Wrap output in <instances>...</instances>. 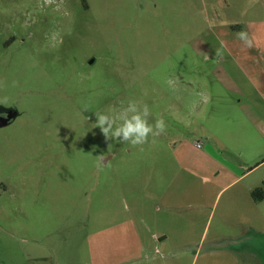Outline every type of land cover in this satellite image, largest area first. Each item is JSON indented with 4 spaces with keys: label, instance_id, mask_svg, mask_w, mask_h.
I'll use <instances>...</instances> for the list:
<instances>
[{
    "label": "rangeland",
    "instance_id": "1",
    "mask_svg": "<svg viewBox=\"0 0 264 264\" xmlns=\"http://www.w3.org/2000/svg\"><path fill=\"white\" fill-rule=\"evenodd\" d=\"M261 86L264 0H0V264L123 257L136 227L168 237L156 264H264V202L235 199L264 186ZM130 101L167 125L142 151L95 128ZM171 181L207 198L191 231L152 221Z\"/></svg>",
    "mask_w": 264,
    "mask_h": 264
},
{
    "label": "crops",
    "instance_id": "2",
    "mask_svg": "<svg viewBox=\"0 0 264 264\" xmlns=\"http://www.w3.org/2000/svg\"><path fill=\"white\" fill-rule=\"evenodd\" d=\"M250 25L254 27V30H256L258 27H261V24L259 22H251ZM262 78L263 76H260V79ZM263 88L262 86L258 87V89L262 91ZM232 167L234 166L232 165ZM171 182L172 183H170L169 187L165 190V193L163 195L158 193V195L155 196L157 197L158 201H155L156 205H154L152 221L154 224L158 223L162 224L166 228H173L175 227V223L178 222L176 214L179 213V215L186 217L184 222H178L179 225H181L180 228L186 230V232L191 231L192 225L197 223V215L194 214L192 216V214L190 213V208L192 209L193 207H196L198 211L197 213L201 212L202 209L207 205V198L204 197L205 202L201 203H197V201H194V195L189 196L188 198L179 199L178 196H176V193L173 191V188L180 185L174 184L175 181ZM192 188L193 185L191 187L187 186L186 191L192 193L194 192L191 190ZM209 189H211V185L207 183V188L198 197H202L204 196V194H206L207 196V192L209 191ZM223 190H225V188L220 191ZM254 190L255 189H251V187L246 185L245 189L242 190L243 198L240 199L236 197L235 199L240 201V203L243 206H246L247 209H252L254 204L264 202V200L261 202H255L251 196L250 199L246 197V194L248 192L251 193ZM179 207H184V210L177 212ZM245 212L247 214H250V211L248 210ZM188 219H190L191 222H188ZM129 232L135 233V236L133 239L127 240ZM120 233L122 235V238H119V242H121V245H117V248H120V250L125 253V256H118V254L114 251V241L109 240L108 242H110V246L106 245L99 249L96 248L95 250L90 247L89 251L86 254H79L77 256L75 254H71L69 256L71 264H156L154 259L156 258L157 253L170 249V247L166 244V240L168 237L166 235L161 236L159 233H156L154 231H147V236H145L142 228L136 227V229L123 228V231ZM226 250L229 251V249ZM51 260L54 264H62V259L58 257L57 254H54V256L51 257Z\"/></svg>",
    "mask_w": 264,
    "mask_h": 264
},
{
    "label": "clouds",
    "instance_id": "3",
    "mask_svg": "<svg viewBox=\"0 0 264 264\" xmlns=\"http://www.w3.org/2000/svg\"><path fill=\"white\" fill-rule=\"evenodd\" d=\"M236 35L246 47H252V39L247 32L241 31ZM221 55L217 50L216 56ZM150 116L151 111L147 104L130 101L116 112H96L95 128H99L108 141L116 140L122 144L138 147L142 151L145 144L149 142L154 144L167 131V125L163 118H157L154 123H150ZM96 158L100 161L98 167L105 165L103 155Z\"/></svg>",
    "mask_w": 264,
    "mask_h": 264
},
{
    "label": "trees",
    "instance_id": "4",
    "mask_svg": "<svg viewBox=\"0 0 264 264\" xmlns=\"http://www.w3.org/2000/svg\"><path fill=\"white\" fill-rule=\"evenodd\" d=\"M251 197L255 202H261L264 200V186L256 188L251 192Z\"/></svg>",
    "mask_w": 264,
    "mask_h": 264
},
{
    "label": "water",
    "instance_id": "5",
    "mask_svg": "<svg viewBox=\"0 0 264 264\" xmlns=\"http://www.w3.org/2000/svg\"><path fill=\"white\" fill-rule=\"evenodd\" d=\"M14 117V115L9 114L8 116H0V127H3L7 125L9 122H11V119Z\"/></svg>",
    "mask_w": 264,
    "mask_h": 264
},
{
    "label": "flooded vegetation",
    "instance_id": "6",
    "mask_svg": "<svg viewBox=\"0 0 264 264\" xmlns=\"http://www.w3.org/2000/svg\"><path fill=\"white\" fill-rule=\"evenodd\" d=\"M9 114H10V112L7 111L6 115H4V116H8ZM12 119H13V118H12ZM12 119H11V121H12Z\"/></svg>",
    "mask_w": 264,
    "mask_h": 264
},
{
    "label": "built area",
    "instance_id": "7",
    "mask_svg": "<svg viewBox=\"0 0 264 264\" xmlns=\"http://www.w3.org/2000/svg\"><path fill=\"white\" fill-rule=\"evenodd\" d=\"M199 146H200V144H199Z\"/></svg>",
    "mask_w": 264,
    "mask_h": 264
}]
</instances>
